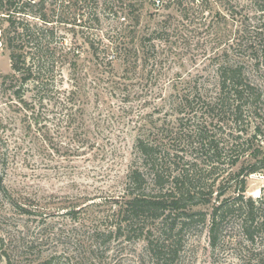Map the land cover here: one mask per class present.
<instances>
[{
	"label": "rangeland",
	"instance_id": "rangeland-1",
	"mask_svg": "<svg viewBox=\"0 0 264 264\" xmlns=\"http://www.w3.org/2000/svg\"><path fill=\"white\" fill-rule=\"evenodd\" d=\"M235 1L231 9L225 1L212 0H81L85 6L80 2L69 9L78 14L96 11L81 23L83 27L59 32L64 45L78 55L77 83L73 69L67 67L62 80L66 90L79 89L83 113L73 121L79 131L69 134L59 109L51 108L40 121L46 128L33 126L28 133L23 119L8 113L5 101H0L1 116L9 123L3 140L9 155L4 185L12 201L28 211L19 213L10 199L0 202V264H156L136 234L130 241L108 235L120 220L115 212L124 199L135 140L163 131L164 142L179 151L184 163L193 160L196 145L184 142L200 122L187 121L188 116L173 110L180 96L191 98L195 83L208 84L205 80L213 76L216 57L224 49L222 42L233 31L241 40L228 49V59L250 73L261 101L258 117L249 116L241 126L245 133H235L228 123V146L233 142L229 135L239 134L238 142L248 140L251 152L260 149V157L264 156V0ZM139 4L143 6L133 40L138 51L135 69L126 71L122 60L107 66L93 57L85 40L99 53L106 39L118 44L121 29L130 23L129 19L122 23V16L131 18L128 7ZM8 55L0 39L1 76L11 73ZM246 160L228 166L215 185L208 182L203 194L210 187L211 202L192 209L205 214V220L181 233L177 256L170 264H264V235L247 239L238 220L228 215L216 232L210 231L212 209L240 195L241 177L235 179L234 174ZM262 188L264 171L249 175L244 198L256 199Z\"/></svg>",
	"mask_w": 264,
	"mask_h": 264
},
{
	"label": "trees",
	"instance_id": "trees-1",
	"mask_svg": "<svg viewBox=\"0 0 264 264\" xmlns=\"http://www.w3.org/2000/svg\"><path fill=\"white\" fill-rule=\"evenodd\" d=\"M17 1L20 6H15V0H0V39L9 52L11 68L9 75H0V101H5L8 113L23 119L28 133L33 126L42 125L40 121L48 116L49 109L56 108L65 124L64 129L75 135L79 128L73 126V121L83 113L78 103L79 89L66 90L62 79L67 67L73 69L74 82L77 83L75 63L78 55L64 45L59 32L70 31L73 26L83 27L81 23L88 22L96 11L69 12L81 0ZM224 1L231 9L236 6L235 0H212L215 3ZM142 6H129L131 18L128 14L122 16V23L127 19L130 23L121 29L118 44L106 39L108 44L105 43L99 53L93 43L85 40L93 57L101 59L107 66H111L114 60H122L126 71L135 69L138 51L133 40ZM233 14L231 12L230 16L234 17ZM231 35L227 33L225 42H222L224 49L216 57L213 76L205 80L208 84L195 83L191 98L183 94L178 108L173 110L175 114L188 116L187 121L200 122L184 142L196 145L192 151L193 160L184 163L179 151L170 149L168 142H164L163 131L155 136L151 133L138 136L135 140V156L126 174L124 199L115 212L120 220L108 235H122L130 241L136 234L138 239L145 241L156 264L172 263L177 256L181 233L205 220V214L192 209L211 202L212 189L209 187L207 194H203L208 182L215 185L221 181L220 175L228 172V166L233 168L245 157L248 159L246 165L234 174L235 179L241 177L238 181L240 195L232 202L225 200L212 209L210 231L216 232L228 215V218L238 220L247 239L264 235V188L256 199L244 198L245 178L264 171V156L260 157V149L251 152L252 147L246 145L248 140L238 142L242 137L239 134L229 135L233 142L228 146V123L235 133H245L241 126L249 116L258 117L261 101L250 73L240 63L228 59V49H233L234 43L237 45L241 40L239 32L233 31ZM8 125L0 113V202L10 199L11 207L19 213H28L12 201L4 185L3 174L9 164V155L7 149L3 150L8 148L3 140ZM42 127L46 128L44 124ZM39 130L40 126L36 131ZM255 130L252 137H256ZM38 137L45 142L42 133ZM223 193H217L216 198L222 197ZM206 195L207 198H203ZM98 236L105 237L104 234Z\"/></svg>",
	"mask_w": 264,
	"mask_h": 264
},
{
	"label": "water",
	"instance_id": "water-1",
	"mask_svg": "<svg viewBox=\"0 0 264 264\" xmlns=\"http://www.w3.org/2000/svg\"><path fill=\"white\" fill-rule=\"evenodd\" d=\"M30 1H32V0H30Z\"/></svg>",
	"mask_w": 264,
	"mask_h": 264
}]
</instances>
